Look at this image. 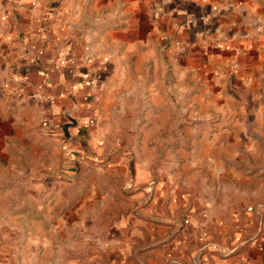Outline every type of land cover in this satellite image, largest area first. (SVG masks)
<instances>
[{"label":"crops","instance_id":"crops-1","mask_svg":"<svg viewBox=\"0 0 264 264\" xmlns=\"http://www.w3.org/2000/svg\"><path fill=\"white\" fill-rule=\"evenodd\" d=\"M123 2L126 6L122 15L108 18L120 27L100 32L99 56L85 59L84 47L88 43H75L74 29L63 25L64 0L56 9L48 8L49 0H0V161L37 164L32 158L35 156H27V151L35 153L36 148L41 149L42 137L48 138L49 131L55 132L54 136L58 134L57 126L37 124L43 116L38 111V101H30L34 100L31 96L38 91V85L46 86L44 98L40 99L50 102L51 117H65V111H73L79 124L70 130L71 136H82L88 131L82 117H77L83 109L70 105L94 100L97 89L94 79L81 81L80 77L89 76L96 68L101 69L99 76L108 74L112 62L117 64L116 69L123 63L142 69L143 62L147 66L153 64L162 52L176 71L172 83L177 86L168 91L187 92L186 96L190 95L191 100L204 107L200 113L206 112L214 118L209 126L214 135L204 142L210 149L211 173L216 174L213 189L209 194L197 189L193 192L178 184L172 192L163 191L169 184H159L155 194L151 188L141 190L137 185L132 188V201H143L149 192L153 193V199L145 206H138L136 211L131 204L109 210L112 194L104 187L100 209L107 210L99 221L105 219L106 225L91 224L88 232L86 226L82 227L77 233L84 230L83 236H75L76 222L85 219L89 209L87 203L57 216L56 227L65 229L66 235L60 241L84 243L90 248L84 251V256L71 255L67 261L71 264H264V107H260L264 99L261 44L264 35L260 31L264 0ZM85 18L80 30L98 29L92 18L88 15ZM62 40L66 41L65 46L60 44ZM82 48L84 51L80 52ZM95 59L99 60L95 68L86 64ZM234 62L239 63V69L233 71L235 74L230 71ZM153 77L152 74L146 80L145 108L124 104L136 96L138 85L144 81L137 72L130 77L108 75L100 84L99 94L106 100L110 95L108 88H112L115 95L124 98L122 116L134 117L145 109H155ZM183 95L177 93L176 98L183 99ZM240 100L249 104L247 110ZM254 100L258 103H249ZM65 123L59 124V128ZM34 171L32 168V172H24L34 175L37 173ZM131 172L135 181L143 178L135 166ZM37 175L41 180L35 179L36 189L28 186L23 189L42 193L39 189L42 176ZM153 177L151 170L146 178ZM155 197L160 206H155ZM91 205L97 209L95 204ZM43 237L36 235L30 241L40 245L53 243L43 241ZM86 252L92 255L87 256Z\"/></svg>","mask_w":264,"mask_h":264},{"label":"rangeland","instance_id":"rangeland-1","mask_svg":"<svg viewBox=\"0 0 264 264\" xmlns=\"http://www.w3.org/2000/svg\"><path fill=\"white\" fill-rule=\"evenodd\" d=\"M263 4L261 8L264 10ZM125 6L123 0H64L61 6L62 16H64L63 25L74 29L75 43L90 44V46L85 45V51L81 49L80 52H85L83 58L99 56L97 51L100 42L99 33L105 29L120 27L119 24L109 22L108 18L112 16L115 19L121 16ZM87 15L98 24V29L88 32L79 29V25L84 22ZM261 17L264 20V12ZM260 31L264 35V21ZM61 43L65 46L66 41L62 40ZM261 44L264 46V39ZM161 53L159 52L158 59L153 64L147 66L146 62H143L142 69L134 65L131 67L130 63H123L117 70V64L115 66L112 62V70L108 74L99 76L101 69L96 68L97 71L89 76L83 79L80 77L81 81L87 78L94 79L97 89L94 100L70 105V108L79 106L83 109L78 112L77 116L82 117L84 125L88 128L87 133L82 135L83 137L81 134H76L75 137L71 136L67 139L62 135L63 131L59 128V124L68 122L67 118L60 116L53 119L51 117L50 102L40 99V97L44 98L46 86L42 84L37 86L38 91L31 96H34V100L30 101L33 103L38 101L41 109L38 111L43 116L42 122L37 121V124L53 125V128L57 126L58 134L54 136L55 132L49 131V137L47 138L44 134L41 147L37 146L42 150L36 148L35 153L31 150L27 151V156H35L32 158L37 164L26 166L14 161L12 163L0 161V264H71L67 261L71 255L84 256V251H90L88 245L84 246V243L74 245L66 240L60 241L66 235L65 229L56 227L57 216L73 206L87 203L86 206L89 209L86 210L85 219L76 222L75 236H83L84 230L77 233L82 227L86 226L88 232L91 224L104 223L106 225L105 219L100 222L107 210L100 209V205L104 203V198L100 197L104 187L112 194L108 203L109 210L121 209L131 204L136 211L139 209L138 206H145L148 200L153 199V193H146L147 197L143 201L134 202L131 198V193L134 192L133 187L139 186L141 190L146 191L147 188H151L155 194H157L159 184L161 186L169 184L163 188V191L170 189L172 192L178 184L182 185L185 190L192 189L193 192L197 189L209 194V191L213 189L216 174L211 173L208 157L210 149L204 142L214 135L209 129L214 118L208 117L206 112L200 113L204 107L191 100L190 95L186 96L187 92L177 90L178 94H184L181 96L183 99H177V93L168 91L177 86L176 83H172L176 71L172 69L171 60H167L164 53ZM98 61L95 59L86 64L89 67L97 66ZM230 71L235 74L233 71L236 70L230 68ZM136 72L138 76L143 77L144 81L138 85L134 98H128L126 101L122 99L124 104L128 106L135 104L138 108L146 107L147 100L143 97L148 89L146 80L152 78L153 74L156 82L155 109L153 111L145 109L143 114L138 113L134 117L122 116L120 95H115L111 91L112 88H108L109 97L106 100L101 98L100 84L108 75L109 77L114 75L130 77ZM76 78L78 81L79 76L76 75ZM164 81L165 85H163ZM130 86L127 85V88ZM165 96L168 98L165 99ZM37 97L39 99L35 100ZM240 101L247 110L249 104H246L244 100ZM254 102L258 103L255 100L249 103ZM262 106L264 107V99L260 102V107ZM244 118L246 119L245 116ZM24 152L22 154L25 156ZM13 154L17 155V152L14 151ZM77 162L80 168L78 176H76ZM131 162L134 165H130ZM134 166L143 174L140 181H135L132 177L131 169ZM32 168L36 170L34 172L42 176L41 185H39V189L42 190L40 194L35 190L30 192L23 189L26 186L36 189L33 187L35 179L37 182L41 180L37 173L25 174L24 171L32 172ZM151 170L154 177L148 180L146 176H150ZM105 174L111 175L105 177ZM123 177L126 178L123 179ZM121 191L123 192L122 197ZM67 192H71L74 197L71 198ZM154 203L155 206L161 204L157 198ZM91 204H95L97 209H92ZM94 218L98 220L94 221ZM38 223L40 226L36 228L35 224ZM36 235L41 237L43 235V241L51 240L50 242L53 243L44 244L43 242L40 245L31 242L30 239ZM55 240L58 241L55 242ZM68 249L71 250L69 253ZM86 255H92V252H86Z\"/></svg>","mask_w":264,"mask_h":264},{"label":"water","instance_id":"water-1","mask_svg":"<svg viewBox=\"0 0 264 264\" xmlns=\"http://www.w3.org/2000/svg\"><path fill=\"white\" fill-rule=\"evenodd\" d=\"M63 0H49V4H48V8L50 9H56V8H59L62 4ZM73 111H65L64 115L65 117L67 118L68 122H66L65 124L61 125V128L64 132V136L65 138L67 139H70L71 137V133H70V130L72 128H76L78 127V119H76L74 116H73ZM77 168H78V172H77V175H79V164L77 162Z\"/></svg>","mask_w":264,"mask_h":264},{"label":"built area","instance_id":"built-area-1","mask_svg":"<svg viewBox=\"0 0 264 264\" xmlns=\"http://www.w3.org/2000/svg\"><path fill=\"white\" fill-rule=\"evenodd\" d=\"M232 68H233L234 70H238V69H239V63H238V62H234V63L232 64Z\"/></svg>","mask_w":264,"mask_h":264}]
</instances>
